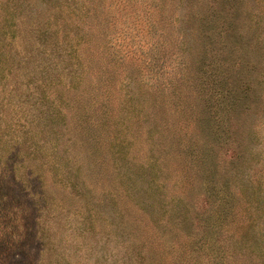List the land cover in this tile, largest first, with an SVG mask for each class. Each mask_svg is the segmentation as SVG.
Wrapping results in <instances>:
<instances>
[{"label":"rangeland","instance_id":"rangeland-1","mask_svg":"<svg viewBox=\"0 0 264 264\" xmlns=\"http://www.w3.org/2000/svg\"><path fill=\"white\" fill-rule=\"evenodd\" d=\"M0 264H264V0H0Z\"/></svg>","mask_w":264,"mask_h":264}]
</instances>
